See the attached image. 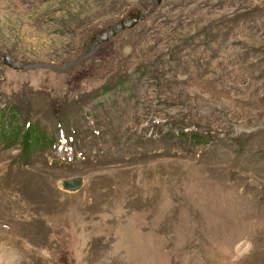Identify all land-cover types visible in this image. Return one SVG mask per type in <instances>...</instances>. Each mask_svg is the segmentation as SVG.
<instances>
[{
	"label": "rangeland",
	"instance_id": "1",
	"mask_svg": "<svg viewBox=\"0 0 264 264\" xmlns=\"http://www.w3.org/2000/svg\"><path fill=\"white\" fill-rule=\"evenodd\" d=\"M151 6L0 0V53L53 64L0 60V264H264V0H159L89 47Z\"/></svg>",
	"mask_w": 264,
	"mask_h": 264
},
{
	"label": "water",
	"instance_id": "2",
	"mask_svg": "<svg viewBox=\"0 0 264 264\" xmlns=\"http://www.w3.org/2000/svg\"><path fill=\"white\" fill-rule=\"evenodd\" d=\"M158 1L159 0H151L152 7L147 10H136V9L129 10L123 16H120L119 18H117L112 24L108 25V28L102 29V31H100L99 33H95V35L88 41L89 47L97 46L104 38L114 33L115 30H118L124 27H129L135 24L138 20L148 15L150 10L155 7ZM86 54L87 53H83L82 56L78 57L76 61L81 60ZM0 60L10 67L20 68V69H28L30 67H48L50 65H53L51 63H46L43 61H27L25 63L24 62L21 63L18 61H13L10 58V56H8L5 53H0ZM74 61L75 60H69L67 61L65 65L67 66ZM58 185L61 189L74 191L81 187L82 179L76 176L70 177V178H64L58 183Z\"/></svg>",
	"mask_w": 264,
	"mask_h": 264
},
{
	"label": "bare ground",
	"instance_id": "3",
	"mask_svg": "<svg viewBox=\"0 0 264 264\" xmlns=\"http://www.w3.org/2000/svg\"><path fill=\"white\" fill-rule=\"evenodd\" d=\"M124 29H126V27H124ZM123 29V30H124ZM120 31V29L117 31V33ZM10 67V66H9ZM13 68V67H12ZM62 190H64V189H62ZM65 191V190H64ZM66 191H68V192H72V191H70V190H66Z\"/></svg>",
	"mask_w": 264,
	"mask_h": 264
},
{
	"label": "trees",
	"instance_id": "4",
	"mask_svg": "<svg viewBox=\"0 0 264 264\" xmlns=\"http://www.w3.org/2000/svg\"><path fill=\"white\" fill-rule=\"evenodd\" d=\"M39 135H41L40 137H41V140L43 139V137H42V134H39ZM40 141V140H39Z\"/></svg>",
	"mask_w": 264,
	"mask_h": 264
},
{
	"label": "flooded vegetation",
	"instance_id": "5",
	"mask_svg": "<svg viewBox=\"0 0 264 264\" xmlns=\"http://www.w3.org/2000/svg\"><path fill=\"white\" fill-rule=\"evenodd\" d=\"M93 36H94V35H92L91 38H92ZM91 38H90V39H91ZM90 39H89V40H90ZM89 40H88V41H89ZM91 48H92V47H91Z\"/></svg>",
	"mask_w": 264,
	"mask_h": 264
},
{
	"label": "clouds",
	"instance_id": "6",
	"mask_svg": "<svg viewBox=\"0 0 264 264\" xmlns=\"http://www.w3.org/2000/svg\"><path fill=\"white\" fill-rule=\"evenodd\" d=\"M151 7H152V6H151ZM155 7H156V5H155ZM155 7H154V8H155ZM146 16H147V15H146ZM137 22H138V21H137ZM137 22H136V23H137Z\"/></svg>",
	"mask_w": 264,
	"mask_h": 264
}]
</instances>
